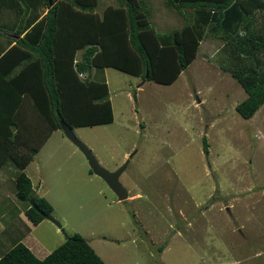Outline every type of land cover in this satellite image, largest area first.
<instances>
[{
  "label": "rangeland",
  "instance_id": "1",
  "mask_svg": "<svg viewBox=\"0 0 264 264\" xmlns=\"http://www.w3.org/2000/svg\"><path fill=\"white\" fill-rule=\"evenodd\" d=\"M115 1L99 0L97 10ZM150 3L160 31L192 21L164 0ZM214 36L171 83L106 66L113 120L73 126L105 168L128 159L119 177L126 199L90 171L61 128L53 131L23 169L62 227L43 218L33 231L41 249L78 232L107 264H264V102L249 118L238 113L247 92L216 63L222 41ZM3 191L12 196L0 211L26 205L13 179ZM13 212L0 216L5 231Z\"/></svg>",
  "mask_w": 264,
  "mask_h": 264
},
{
  "label": "trees",
  "instance_id": "2",
  "mask_svg": "<svg viewBox=\"0 0 264 264\" xmlns=\"http://www.w3.org/2000/svg\"><path fill=\"white\" fill-rule=\"evenodd\" d=\"M13 1L14 21L0 25L13 26L19 34L1 48L0 74L7 80L15 73L3 97L16 103L0 110V165L10 158L20 169L14 179L16 194L26 201L24 213L33 224L45 217L31 205V198L45 213L51 214L53 206L35 192L23 169L49 132L61 128L60 119L71 127L113 120L105 66L171 83L195 58L200 41L212 34L222 41L216 63L247 92L236 104L239 114L249 118L264 102V0H165L180 14H192V22L165 31L150 19V0H117L102 12L97 10L98 0ZM16 84L31 95L34 110L43 118L37 141H29L25 132L29 122L18 110L19 90L13 97ZM206 145L203 140L207 153ZM0 264L107 263L82 234L73 232L43 257L16 240L0 255Z\"/></svg>",
  "mask_w": 264,
  "mask_h": 264
},
{
  "label": "crops",
  "instance_id": "3",
  "mask_svg": "<svg viewBox=\"0 0 264 264\" xmlns=\"http://www.w3.org/2000/svg\"><path fill=\"white\" fill-rule=\"evenodd\" d=\"M116 1H115V3H116ZM49 3H52V0H51V2L49 0ZM115 3H112V2L105 3L103 8L106 7L108 4H115ZM164 3H165V0H164ZM98 6H99V0H98L97 7ZM15 9H16V5H15V2L13 0H0V25L1 24L6 25V23L11 24V22L14 21V18L16 17L15 16ZM171 9H174V8H171ZM151 14H152V6H151ZM185 15H190V13L189 12H188V14L185 13ZM151 18H152V16L150 17V19ZM190 18H191V15H190ZM259 18H261L260 15H259ZM151 21H152V19H151ZM187 21L192 22L190 19L189 20L186 19L182 24H184ZM13 25H15V24H13ZM12 27L13 26H11L8 29L0 27V55L10 45V43L8 44L9 41H11V44H12V43H14L15 39L17 37H19V34L17 32H15V27H13L14 29L11 30ZM155 27H156V25H155ZM156 29H157V27H156ZM23 33H21V35ZM201 41H200L199 47L201 45ZM2 47H5L4 50H1ZM9 62H10L9 60L7 61V63H5V61H4L3 62V66L8 65ZM0 67H1V65H0ZM105 67H104V69H105ZM13 75H15V73H11V76L8 75L9 78L6 80L0 74V95L2 94V96H0V97H2V98H0V110L2 112H5V111L8 110L10 103H11V106H12V105H14V102H15L13 100H10L9 96L3 97V96L6 95L5 92H4V88H6V86H7V88L10 87V85L12 84V82L10 81L11 80L10 78ZM136 76H139V75H136ZM15 87L16 88L13 90V97L14 98H16L15 95L18 94V90H19L17 84H16ZM19 94H21V96L18 99V104H17L18 110L21 108V110H23L25 112L26 117H27L28 122H29V127L25 130V132H26L27 136H29L28 137L29 141H31V142H33L34 140L37 141L39 135L42 133V127L45 126L44 122H42L43 118L39 117L38 112H36V110H34V108L32 106V101L30 99L31 95L28 92L24 93V92H22L20 90H19ZM246 96H247V93H246ZM13 97H12V99H13ZM8 98H9V100H8ZM2 105H5V106H2ZM23 117H25V116L23 115ZM57 129H59V128L52 129L49 132V134L47 135L45 140L37 148L35 154L39 153L42 150L43 144L47 141V139L50 137V135L53 133V131H56ZM61 136H63V135H61ZM62 138H64V137H62ZM34 155L31 158V160L28 162L27 165H29V163L33 160ZM27 165L25 167H27ZM13 166H15V163L10 158H7L6 160H4V162L0 165V205L1 206L5 204V200L6 199H8L9 197L12 196L11 193H10L11 195H8V191H3V188L7 187V184L10 183V181L12 179L14 181V179L16 177V174L20 171V170L19 171L17 170V173L15 172L16 174L13 173V171H14L13 170ZM32 186H33V188L35 186V184H33V182H32ZM39 186H40V181L38 182V186H36V187H39ZM34 190L38 194V192H37L38 188L37 189L34 188ZM38 195H41V193L38 194ZM26 206H27V204L26 205H22L21 204V206L19 208H15V207H12V206H10L8 204L4 208V210L0 211V216L3 213L14 211L13 213L10 214V222H11V219L13 221V222H11L13 224L12 228L10 230H8V231H5V224H3L0 227V249H1V251H3L4 249L7 250L8 248H10L14 244V242L16 240H21L26 245H28V247L35 253L36 256L43 257L50 250L47 251L45 249H41L42 245L37 240V237L33 235V231L39 224H41L42 221H44V219L39 221L37 224H33L27 218V216L24 213V210H25ZM13 209H16V211L13 210ZM34 241H36V242L33 243ZM0 254H2V252Z\"/></svg>",
  "mask_w": 264,
  "mask_h": 264
},
{
  "label": "water",
  "instance_id": "4",
  "mask_svg": "<svg viewBox=\"0 0 264 264\" xmlns=\"http://www.w3.org/2000/svg\"><path fill=\"white\" fill-rule=\"evenodd\" d=\"M145 75L147 76V72L145 73ZM60 126H61V129L63 130V133L84 153V155L86 156L88 160V164L92 172L100 176L107 182V184L115 192L119 200L125 199L128 195V191L124 187L122 182L120 181L119 177H120L121 172L125 169L128 159L124 163H122L119 167L113 170H109L99 163L95 155L92 153L91 149L83 141H81V139L77 137V135L75 134L73 130V127H71L63 119H60ZM30 203L45 218L51 220L58 226L61 225L60 222L56 218L53 217V215L41 211L36 205L34 198L30 199Z\"/></svg>",
  "mask_w": 264,
  "mask_h": 264
},
{
  "label": "flooded vegetation",
  "instance_id": "5",
  "mask_svg": "<svg viewBox=\"0 0 264 264\" xmlns=\"http://www.w3.org/2000/svg\"><path fill=\"white\" fill-rule=\"evenodd\" d=\"M126 199V198H125ZM119 200V199H118ZM122 200H124V199H122Z\"/></svg>",
  "mask_w": 264,
  "mask_h": 264
}]
</instances>
